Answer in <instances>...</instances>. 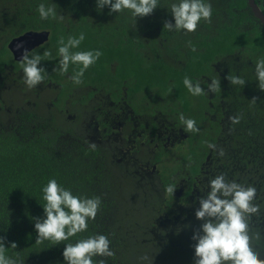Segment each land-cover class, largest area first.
I'll return each instance as SVG.
<instances>
[{"label":"flooded vegetation","instance_id":"obj_1","mask_svg":"<svg viewBox=\"0 0 264 264\" xmlns=\"http://www.w3.org/2000/svg\"><path fill=\"white\" fill-rule=\"evenodd\" d=\"M253 1L264 15L262 0ZM205 2L212 6L211 21L202 19L194 32L163 27L166 21L175 23L171 5L179 0H166L168 7L160 5L142 18L125 9L115 27L95 18L92 36L101 41L100 52L108 60L97 59L93 65L101 74L87 69L80 85L70 79L80 64L70 63L64 74L54 71L61 59L60 40L65 42L69 34L68 28H59L66 27L63 19L58 27L28 30L47 34L33 35L26 44L19 43L23 48L15 47L18 52L30 48V54L42 57L38 67L46 70L45 79L31 89L24 83L21 59H14L8 48L28 31L11 37L3 33L5 22L0 19V128L43 124L68 132L69 141L74 137L91 147L94 160L109 176L108 190L116 188L113 199L124 226L138 233L125 234L124 240L129 246L136 241L155 246L156 264H194L192 236L202 223L195 216L199 198L210 191L209 181L221 174L229 182L256 188L254 203L260 209L251 215L249 234L259 233L252 246L264 259V157L256 148L240 154L252 139H241L237 123L230 120L238 116L237 90L244 95L259 93V81L255 75L256 86L244 90L226 79L229 74L242 77V64L255 72V64L242 60L237 50V28L248 30L254 23L257 31H263L264 25L248 0ZM244 13L245 23L237 25V16ZM218 22L227 28L228 46L213 58L198 59L204 52L198 44L203 35L216 33ZM46 51L51 56H44ZM186 76L193 85L200 83L205 94H190L183 83ZM213 79L221 88L210 93L207 87ZM181 114L195 120L199 131H187ZM254 144L258 145L257 139ZM169 185L175 186L173 194L166 192Z\"/></svg>","mask_w":264,"mask_h":264},{"label":"trees","instance_id":"obj_2","mask_svg":"<svg viewBox=\"0 0 264 264\" xmlns=\"http://www.w3.org/2000/svg\"><path fill=\"white\" fill-rule=\"evenodd\" d=\"M165 2L160 0L159 6L168 7ZM41 3L53 7L58 17L61 14L69 17L65 20L66 27H59L68 28L65 43L69 37L78 38L80 33H84L85 39L78 48L72 49L73 52L100 51L101 41L92 36L90 20L97 18L102 21L107 15L120 19L125 10L110 14L108 6L97 9L96 0H0V19L5 22L3 28L6 30L3 33L7 32L12 37L30 29L58 27V19H41L37 11ZM245 16V13L241 17L237 16L235 23L243 25ZM221 25L217 23L213 35H203L204 39L198 46L203 47L204 52L199 54L198 59L213 58L220 49L228 46L225 39L227 28ZM205 26L211 27L209 24ZM205 37H208V42ZM237 50L242 60L249 59L252 64L264 58V30L257 31L254 23L248 30L237 28ZM100 59L103 63L108 60L102 54ZM87 71L101 74V69L93 64ZM239 72L246 80L242 87L244 90L256 86L255 72H252L251 67L242 64ZM254 97L255 103L252 101ZM237 110L240 138L252 139V142L242 146L240 154L250 153L252 148H256L257 154L264 157V90L250 95L237 90ZM29 125L23 123L13 129L0 128V237L5 238V256L16 261V264H66L63 257L66 244L105 235L114 256H93L94 264H100V261H104V264H156L155 246V254H149L145 252L149 247L145 243L133 242L131 248L128 241L124 240L125 234L138 233L124 226V217L122 213L119 214L120 209L114 202L116 188L113 191L110 186L108 190L106 178L109 181V176L103 174L102 163L94 160V150L79 144L74 137L69 141L68 132L64 130L43 124H37L34 128ZM255 139L258 140L257 146L254 144ZM52 179L74 196L99 197L101 205L96 218L88 220L87 230L59 244L50 240L36 243L38 234L34 218H46L43 189ZM12 242L16 243V248L10 246Z\"/></svg>","mask_w":264,"mask_h":264},{"label":"clouds","instance_id":"obj_3","mask_svg":"<svg viewBox=\"0 0 264 264\" xmlns=\"http://www.w3.org/2000/svg\"><path fill=\"white\" fill-rule=\"evenodd\" d=\"M105 6L110 8L111 13H119L124 9L131 10L134 17H145L151 15L159 6L158 0H96V8L101 10ZM37 11L41 19H63V16L56 14L53 7H46L43 3L38 5ZM171 14L175 23L166 21L164 28L169 31L186 30L194 32L198 23L203 19L210 22L212 17V6L205 0H179V3L171 5ZM28 31V30H27ZM85 39L84 33L79 37H69L67 43L63 38L60 40L58 53V70L61 74L67 73L69 64H80L79 71L70 76L76 85L83 83L84 72L95 63L101 56L99 50L87 52H72L71 49L78 48ZM23 48L22 44L17 45V49ZM192 51H196L195 47ZM44 56H51L50 51H46ZM42 57L37 54H30L27 49L21 53L22 68L24 73V83L31 89L44 81L46 70L38 67ZM255 75L259 81L258 87L264 90V58H260L255 63ZM226 79L231 85L244 86L246 80L240 76L229 74ZM185 87L193 96L205 94V89L200 83L193 85L189 77L183 80ZM220 81L213 79L208 84L207 91L215 93L220 90ZM253 103L256 98L252 99ZM239 116L230 117L233 124L239 123ZM180 121L189 132H198L196 121L186 119L180 115ZM94 148L95 145H92ZM215 148V145H209ZM223 155V151L220 152ZM210 191L205 196L199 198V208L195 212L198 220L202 221L200 228L194 232L192 239L194 244L195 258L194 264H264V259L259 258V254L252 246L253 239H259V233L249 234V221L252 214H258L260 206L254 203L256 188L248 185L229 182L221 174L209 181ZM175 186L169 185L166 192L173 194ZM44 214L46 218H34L35 230L37 231L36 243L50 240L59 244L68 240L77 233L87 230L88 220H94L101 205L99 197L80 198L74 196L71 191L58 185L55 179L48 182L43 189ZM67 229V230H66ZM4 237H0V264H16V261L5 256L6 247ZM16 248L15 242L10 245ZM114 256L110 250V241L105 235H95L75 244H66L63 257L66 264H94L93 256ZM141 259H147L142 257ZM104 264V261H100Z\"/></svg>","mask_w":264,"mask_h":264},{"label":"water","instance_id":"obj_4","mask_svg":"<svg viewBox=\"0 0 264 264\" xmlns=\"http://www.w3.org/2000/svg\"><path fill=\"white\" fill-rule=\"evenodd\" d=\"M248 4L250 5L252 11L254 12V15L264 25V15L261 12V10L259 9V7L254 3L253 0H248ZM262 7L264 8V0H262ZM41 34L43 35V37H45L47 33L46 32L37 33V32L28 31V32L22 34L21 36L17 37V39L12 40L9 43L8 48L12 51L14 59H21V53L22 52H18L17 50H15V47H16L17 44H19V43L26 44L28 41L31 40V38H33V35L39 36ZM33 44L37 45L36 43H33ZM26 49L29 51L30 48H26Z\"/></svg>","mask_w":264,"mask_h":264},{"label":"rangeland","instance_id":"obj_5","mask_svg":"<svg viewBox=\"0 0 264 264\" xmlns=\"http://www.w3.org/2000/svg\"><path fill=\"white\" fill-rule=\"evenodd\" d=\"M63 16V20L65 21L67 18L66 15L64 14H61ZM103 19L111 26V27H115V24L119 22V19L117 17H114V15H107L105 17H103ZM94 22V19L93 20H90V23L93 24ZM4 130L8 129L7 127L3 128ZM130 247L132 248L133 247V243L130 244ZM146 253H149V254H155V248L153 246H149L146 250H145Z\"/></svg>","mask_w":264,"mask_h":264}]
</instances>
